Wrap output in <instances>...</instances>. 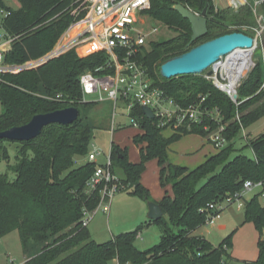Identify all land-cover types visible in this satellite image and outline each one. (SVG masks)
<instances>
[{
    "label": "trees",
    "instance_id": "trees-1",
    "mask_svg": "<svg viewBox=\"0 0 264 264\" xmlns=\"http://www.w3.org/2000/svg\"><path fill=\"white\" fill-rule=\"evenodd\" d=\"M17 10L0 0L4 11L2 29L13 39L5 54L7 65H24L37 61L50 53L62 35L75 21L71 14L78 0H18ZM210 3L208 33L193 41V31L188 20L175 9L183 5L201 14ZM150 17L164 24L177 35L143 47L138 62L147 70L154 86L162 89L181 108L205 99L202 109L218 110L226 125L224 136L227 145L209 157L194 170L168 163L169 147L183 136L196 134L207 138L219 124L205 116L191 129L179 127L166 138V129L158 127L157 118L146 117L142 108L132 112L144 133L134 137L140 148V162L131 163L127 151L113 145L111 170L122 171L121 192L154 202L150 191L141 183L146 164L157 159L160 183L165 189L172 186L173 193L165 192L158 204L164 213L158 221L162 229L160 242L141 251L135 246L144 228L114 236L99 244L90 235L88 226L82 224L84 211H95L100 196L87 194L86 185L100 166L89 162L75 169V158L88 156L92 128L83 125L81 114L70 126L51 125L41 136L29 142L0 141V166L7 163L5 173L0 172V240L18 231L24 251L36 246L39 252L27 258L25 264H264V205L262 193L245 200V220L253 222L262 235L260 254L256 261H240L231 255L232 237L229 235L218 246L204 236L194 235L207 225L209 215L222 213L206 209L210 204L236 197L245 183L264 182V134L247 138L253 151L250 158L237 153L234 142L243 130L264 118V68L262 59L242 81L238 88L237 103L216 88L211 81L195 75L165 79L161 66L168 60L181 56L205 42L231 33H243L255 38L258 27L253 7L245 6L238 14L217 9L213 0H151ZM92 51L80 50L81 55ZM108 60L104 52L80 57L75 50L49 60L42 66L17 74H0V132L28 124L39 114L52 113L67 108L92 106L83 98L80 76L104 65ZM210 126V130H206ZM11 146L16 148L15 162ZM235 154V155H234ZM102 166V165H101ZM14 176V178L11 177ZM231 206V205H230ZM229 207V206H228Z\"/></svg>",
    "mask_w": 264,
    "mask_h": 264
},
{
    "label": "built area",
    "instance_id": "built-area-1",
    "mask_svg": "<svg viewBox=\"0 0 264 264\" xmlns=\"http://www.w3.org/2000/svg\"><path fill=\"white\" fill-rule=\"evenodd\" d=\"M77 3L79 5L72 8L71 11L75 21L66 31V34L62 36L55 51L40 63L34 62L29 67L7 65L4 61L5 54L10 50L13 39L8 37L4 31L0 32V74L19 73L30 67H37L47 59L60 57L67 51L75 50L80 57L104 52L108 57L107 62L94 70L84 72L80 76V85L85 101L114 105L113 128L116 126L117 105L120 101L124 103L129 121L138 128H141V125L132 116L137 105L141 108H150L153 111L155 119L157 118L158 127L173 131L183 126L191 129L192 124L201 122V114L212 118L216 115L213 121L219 124V127L211 132L206 139L217 150L227 145L228 142L224 136L226 125L222 124L223 119L218 110L209 113L207 109H202L201 104L200 106H191L184 111L173 99L166 96L162 89L154 86L147 70L136 59L141 49L146 46V35L141 26L144 24L145 14L151 9V0H78ZM245 3L247 0H231V7L238 11ZM0 28L2 29V26ZM86 47H90L92 51L87 55H81L80 50ZM59 48H61V53L56 55ZM256 49L257 47L242 50L251 51L252 54V65L246 74L256 66L253 60ZM229 61L230 55L221 59L210 68L214 76L207 78L212 81L216 88L226 93L233 102L237 103L234 100V95L238 93L237 89L246 74L241 75L233 89H230L229 78L222 75L223 67ZM261 90L264 91V83ZM206 130L210 129L206 128ZM101 153L98 149L90 152L88 155L89 162L96 163L97 157ZM121 189L124 190L120 179L111 170V157H109L107 164L98 166L87 182L86 193L89 195L98 194L100 203L95 211H84L83 226L89 225L99 208L109 212L113 197L121 192ZM255 189L262 190V199L264 200V182L247 181L242 192L236 197H229L218 204H210L206 211L210 213V211L225 210V205L230 206L235 203H239L241 208L245 206L246 194ZM221 214H210L207 225L220 218Z\"/></svg>",
    "mask_w": 264,
    "mask_h": 264
},
{
    "label": "rangeland",
    "instance_id": "rangeland-1",
    "mask_svg": "<svg viewBox=\"0 0 264 264\" xmlns=\"http://www.w3.org/2000/svg\"><path fill=\"white\" fill-rule=\"evenodd\" d=\"M213 2L217 9L229 11L231 14H238L240 10L245 6L253 7L256 22L258 24V27L255 30V38H258V46L254 52L253 60L254 57H256V55L260 51H262L263 55L261 59L264 68V0H247V3H245L243 7L238 9V11H235L231 7V0H213ZM5 3L8 7L15 10L21 7L18 0H5ZM5 14L6 13L4 11L0 10V26L5 17ZM145 15V21L141 26V29L146 35V49H149L150 45L154 42L168 40L177 35L173 30H171L164 24L154 21L150 17L149 13ZM0 32H3L1 28ZM64 34H66V31ZM59 41L50 53L40 58L39 60L33 61L29 64L10 66L29 67V65H32L34 62L40 63V61H43L55 51L59 44ZM44 64L45 63L43 62L39 66H42ZM39 66L32 68L30 67L27 70L35 69ZM252 70L253 69H251V71ZM251 71H249V73ZM249 73L246 74L245 78ZM197 76L203 77L207 81H211L207 78V72ZM202 100H199L198 102L191 104L189 107L182 109L186 111L191 106H200L203 103ZM123 106L124 103L120 101L117 105V114L121 112ZM80 112L83 125H88L92 128V140L89 151L94 152L96 149H98L102 152L101 155L97 157L98 165L107 164L108 158L110 157L112 152L113 145L119 146L120 148L126 150L128 159L131 163L134 161L140 162V149L134 143L133 136L136 133H141L142 129L133 126L130 121L119 119L117 120V123L119 124L118 121H122L124 124H126V127L119 129L118 125L116 124V126L113 128L114 105H112L111 103H95V105L92 106H81ZM200 117H202V122V119L205 116L201 114ZM214 117H216V115H214ZM214 117L212 118L211 116H208L207 118L213 121ZM207 128L210 129V126H207ZM165 131V134L167 136L169 135L168 137H171L174 134L172 133L174 132L173 130ZM262 134H264V118L241 132V134L234 142L235 149L237 150L235 154L242 153L247 157L253 158V151L250 147L247 146L246 140L248 137L249 139H255ZM187 137L188 138H185L186 140L184 141L179 140L175 142L173 152L169 157V162L171 164H174L175 166L181 167L195 166L193 168L194 170L204 164L206 156L213 153L215 147L212 146L213 144H210L209 142V145H207L205 149L202 150V144L200 145L201 137L199 135L191 134ZM15 152L16 148L14 146H11V154L13 156L11 163L15 162ZM88 163L89 161L87 155L84 157H76L74 168L78 169ZM6 170L7 163H2V165L0 166V172L5 173ZM116 172L117 174L123 175L122 171L119 169H117ZM11 177L14 178V176L12 175ZM117 177L120 179L118 175ZM142 182L149 188L152 200L155 196L163 194L164 188L160 184V170L157 159H152L146 164V170ZM168 189L171 188L168 187ZM260 190L261 189H255L251 192H248L245 196V199L250 200L254 196V194ZM149 203V201L138 198L130 194L129 192L117 193L111 201L110 211L105 212L102 208H99L94 215V218L89 223L88 229L91 238L95 242L102 244L112 240L114 236L135 231L139 226L143 225L144 228L139 233L135 241V246L141 251H146L154 247L161 240L162 229L159 224L149 222ZM261 203L262 205H264L263 199H261ZM224 208L225 210L222 212L221 217L216 219L209 225L202 227L198 231L197 235L205 236L214 246H218L229 235H233L231 251L235 254V257L240 261H256L260 254L259 242L262 239V235L257 230L253 222H246L244 206L240 208L239 203H235L229 207L225 205ZM222 223L227 225L226 230H220L218 228ZM255 231L257 232V234ZM38 252L39 249L36 246L32 245V247L29 248V254L31 256L36 255ZM27 256L28 254L23 249L20 234L18 231L13 232L0 240V264H25V259ZM111 264H115V262H112Z\"/></svg>",
    "mask_w": 264,
    "mask_h": 264
},
{
    "label": "water",
    "instance_id": "water-1",
    "mask_svg": "<svg viewBox=\"0 0 264 264\" xmlns=\"http://www.w3.org/2000/svg\"><path fill=\"white\" fill-rule=\"evenodd\" d=\"M210 3L207 4L201 14L195 13L183 5H176L174 9L191 24L193 31V41L205 36L208 33V15ZM258 46V38H253L243 33H231L211 41L205 42L192 48L187 53L166 61L161 66V75L165 79H171L184 75H202L207 72V76L213 77L214 73L210 70L221 59L237 52L238 50L255 49ZM260 51L254 57L255 64L260 62L262 57ZM51 58L47 59V63ZM234 100H238V94L234 95ZM148 119L155 118L150 108H142ZM80 110L74 107L58 110L52 113L39 114L34 116L31 121L21 127H14L10 130L0 132V141L10 142H29L41 136L43 130L51 125L70 126L80 117ZM164 213L161 206L156 202L149 203L150 220L158 221L163 218Z\"/></svg>",
    "mask_w": 264,
    "mask_h": 264
},
{
    "label": "crops",
    "instance_id": "crops-1",
    "mask_svg": "<svg viewBox=\"0 0 264 264\" xmlns=\"http://www.w3.org/2000/svg\"><path fill=\"white\" fill-rule=\"evenodd\" d=\"M98 104V103H97ZM126 120V121H129V119H128V117H127V114H126V111H125V106H123V108L121 109V112L117 115V117H116V119H115V121H116V124L118 125V128L119 129H121V128H123V127H126V124H124L122 121H118L119 122V124L117 123V120ZM131 126V125H130ZM165 132L166 131H164L163 132V135L166 137V138H169L166 134H165ZM144 133V130H142V132L141 133H136L134 136H133V138L136 136V135H141V134H143ZM172 133H174V132H172ZM187 136H189V135H187ZM187 136H183L180 140H182V141H184V140H186L185 138H188ZM201 137V141H200V145L202 144V150L203 149H205V147L207 146V145H209V141L206 139V138H203L202 136H200ZM181 141V142H182ZM174 144L175 143H173L170 147H169V150H168V163L169 164H171L170 162H169V157H170V155H171V153L173 152V147H174ZM211 144V143H210ZM143 147L144 146H146V144H144V145H142ZM142 146H138V148L140 149ZM212 146H214V145H212ZM218 152V150L216 149V148H214V150H213V153H211V154H209V155H207L206 156V158H205V161L209 158V157H211V156H213V155H215L216 153ZM89 161V160H88ZM132 163H139V161H134V162H132ZM175 163H177V162H175ZM96 164H98L97 163V161H96ZM179 164V163H178ZM171 165H174V164H171ZM195 166H192V167H186V168H188L189 170H193V168H194ZM146 170V169H145ZM159 170H160V167H159ZM145 173V172H144ZM144 173H143V175H142V179H143V176H144ZM116 175H118L119 177H120V179H123L124 178V175H120V174H116ZM142 179H141V183H142V185L144 186V187H146L148 190H149V188L147 187V186H145V184L142 182ZM161 184V183H160ZM168 187L169 188H171V189H168ZM150 191V190H149ZM166 191H168L170 194H172L173 193V191H172V186L171 185H169V186H167L165 189H164V192H163V194L161 195H157V196H155L154 198H153V201L154 202H156V203H159V202H161L162 201V199L164 198V196H165V192ZM262 192V190H260V191H258V192H256L254 195H256V194H258V193H261ZM246 200V199H245ZM246 201H248V200H246ZM149 218V217H148ZM207 226V225H206ZM202 228V227H201ZM200 228V229H201ZM220 230H226L227 229V225L226 224H220L219 225V227H218ZM200 229H198L196 232H194V235H197V233H198V231L200 230ZM256 232V231H255ZM256 234H257V232H256ZM198 236V235H197ZM205 237V236H204ZM206 238V237H205ZM231 255L234 257V258H236L235 257V254L231 251ZM36 255H28L27 257H26V259L27 258H32V257H35ZM26 259H25V262H26ZM237 259V258H236ZM113 262H115V264H118V262L115 260V261H113Z\"/></svg>",
    "mask_w": 264,
    "mask_h": 264
},
{
    "label": "bare ground",
    "instance_id": "bare-ground-1",
    "mask_svg": "<svg viewBox=\"0 0 264 264\" xmlns=\"http://www.w3.org/2000/svg\"><path fill=\"white\" fill-rule=\"evenodd\" d=\"M61 48L56 52V55L61 53ZM251 51L238 50L230 55V61L223 67L222 75L230 80V89H233L237 80L241 75H245L251 67ZM224 87V86H223ZM226 88V87H224Z\"/></svg>",
    "mask_w": 264,
    "mask_h": 264
}]
</instances>
